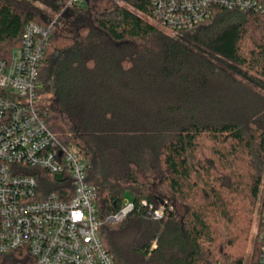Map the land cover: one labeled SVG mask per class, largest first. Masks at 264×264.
Returning <instances> with one entry per match:
<instances>
[{"label": "trees", "instance_id": "16d2710c", "mask_svg": "<svg viewBox=\"0 0 264 264\" xmlns=\"http://www.w3.org/2000/svg\"><path fill=\"white\" fill-rule=\"evenodd\" d=\"M69 2L0 0V58L9 60L28 23L56 20L40 110L59 142L90 163L106 249L117 264H244L264 182V14L217 9L192 30L170 32L150 21L151 0ZM32 172L47 193L70 184ZM150 178L180 213L172 203L155 220L142 206L164 201ZM126 194L133 211L109 221ZM20 258L13 252L5 263Z\"/></svg>", "mask_w": 264, "mask_h": 264}, {"label": "built area", "instance_id": "2783aa9c", "mask_svg": "<svg viewBox=\"0 0 264 264\" xmlns=\"http://www.w3.org/2000/svg\"><path fill=\"white\" fill-rule=\"evenodd\" d=\"M151 3L153 21L170 32L192 30L217 9L264 14V0ZM55 25L56 20L49 27L28 23L9 60L0 58V264L13 252H20L16 264H117L102 240L98 193L88 181L90 163L78 148L59 142L40 110L39 71ZM32 169L68 178L70 184L60 186V193H47L48 182ZM262 191L255 233L259 264H264V182ZM142 206L155 220H162L167 209L163 202L143 200ZM133 209L131 201L124 202L108 220L117 223Z\"/></svg>", "mask_w": 264, "mask_h": 264}, {"label": "rangeland", "instance_id": "374dc122", "mask_svg": "<svg viewBox=\"0 0 264 264\" xmlns=\"http://www.w3.org/2000/svg\"><path fill=\"white\" fill-rule=\"evenodd\" d=\"M34 5L36 7H38L40 10H42L43 12H45V14L48 15L50 18H53V19L57 18V15L54 13V11L50 7L45 6L44 4H41L39 2L34 3ZM150 21L155 24V22L153 20H150ZM59 30L62 31L63 26L62 27L60 26ZM51 97H52L51 95L46 96L45 101L47 102V100L51 99ZM150 180L153 182V186H152L153 191L156 194H158L159 196L163 197V200H164L163 203L165 204L166 208H168V205L170 206L173 203V206H172L173 210L176 209L178 211V213H180L181 207L178 205L177 201L174 199L173 195H171V193L169 192L167 187L163 186V184L159 183V181H156V182L153 181L152 178H150ZM261 196H262V194H261ZM131 200H132L131 194H126V196L124 198V202L131 201ZM261 201H262V199H260V202H259L260 204H261ZM166 202H167V204H166ZM260 204H258L257 211H256L255 216H254L252 231L250 233V238L248 240L247 247L245 250L244 264H251L252 259H254V256L256 255V252H257L255 233H256V228H257L256 225H257V220H258V210H259Z\"/></svg>", "mask_w": 264, "mask_h": 264}]
</instances>
